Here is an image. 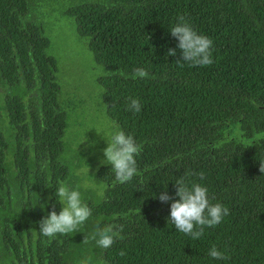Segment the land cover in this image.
Wrapping results in <instances>:
<instances>
[{"label":"trees","instance_id":"trees-1","mask_svg":"<svg viewBox=\"0 0 264 264\" xmlns=\"http://www.w3.org/2000/svg\"><path fill=\"white\" fill-rule=\"evenodd\" d=\"M33 1L0 0V82L15 88L21 78L26 86L36 79L44 124L33 135L45 157L63 151L66 118L57 103L49 41L40 24L25 19ZM64 14L104 67L98 82L114 134L123 131L141 145L138 174L115 183L111 165L100 167L104 192L88 203L92 215L78 231L49 238L37 220L59 211L55 190L67 168L60 164L50 184L45 173L27 171L40 166V157L15 154L12 172H0L1 229L8 217L5 230L14 232V250L3 254L4 263L264 264V0H74ZM180 16L212 39L211 65L182 60L170 33ZM136 68L149 77L132 78ZM133 98L139 112L129 107ZM1 102L11 97L0 95ZM181 179L189 187H207L209 202L229 209L199 239L176 230L169 218ZM163 192L172 199L160 201ZM108 224L122 226L123 238L107 249L97 247L92 237ZM24 233L27 245L20 250ZM213 246L228 259L209 256Z\"/></svg>","mask_w":264,"mask_h":264},{"label":"rangeland","instance_id":"rangeland-1","mask_svg":"<svg viewBox=\"0 0 264 264\" xmlns=\"http://www.w3.org/2000/svg\"><path fill=\"white\" fill-rule=\"evenodd\" d=\"M72 1L34 0L29 20L42 26L49 41L46 53L55 61L57 103L66 118L60 154L67 168L63 184L78 190L88 205L104 192L97 170L108 165L102 163L103 149L114 135V122L107 114L103 88L98 82L104 67L96 62L87 39L77 33L74 20L64 14ZM59 206L60 211L62 205Z\"/></svg>","mask_w":264,"mask_h":264},{"label":"clouds","instance_id":"clouds-1","mask_svg":"<svg viewBox=\"0 0 264 264\" xmlns=\"http://www.w3.org/2000/svg\"><path fill=\"white\" fill-rule=\"evenodd\" d=\"M179 21L180 23L170 29V33L178 40L177 47L182 50V60L190 62L191 66L211 65L213 63L212 39L198 34L183 16L179 17ZM175 54V49L168 50V55L174 56ZM148 77L149 73L144 68H136L132 73L134 79ZM129 107L135 112L141 110L140 102L134 98L131 99ZM140 151L141 145L123 131H117L110 141H107V147L103 149L105 159L102 163L111 165L115 173V183L128 182L138 174L135 157ZM260 171L264 172V168L260 167ZM199 176L200 179H204L203 173H199ZM175 184V195L179 199L172 201L169 218L179 232L192 239H199L204 233L205 226L215 227L229 214L227 207L220 203L209 202L207 187L198 183H193L189 187L183 179ZM55 192L62 208L59 213L55 210L50 211L39 225L42 235L49 238L78 231L79 227L92 215L91 209L82 201L78 190L70 189L62 183ZM159 199L167 202L172 198L163 192L159 195ZM121 231L122 226L108 224L103 228H98L92 239L95 240L97 247L107 249L112 246L115 239L123 238ZM123 254L121 252V255ZM209 256L218 260L228 259L227 255L217 250L215 246L209 250ZM84 264H87V261Z\"/></svg>","mask_w":264,"mask_h":264},{"label":"flooded vegetation","instance_id":"flooded-vegetation-1","mask_svg":"<svg viewBox=\"0 0 264 264\" xmlns=\"http://www.w3.org/2000/svg\"><path fill=\"white\" fill-rule=\"evenodd\" d=\"M25 19L27 22L30 21L29 16L25 17ZM18 83L20 87L14 88L7 85L5 81L0 82L3 86L2 89H5H0L1 97H11L10 103L1 102L2 104H0V107H3L1 108L3 112L0 116V172L8 175L12 172L14 166H9V164L12 157L17 153L27 155L33 159L40 157V166H36V168L29 167L27 171L31 176H35L36 172L40 175H44L45 173L46 177L43 178L52 184L54 182L53 174H56L58 166L62 165L63 162L57 152L50 154L47 152L44 157L36 151V140L33 132L35 131V127L44 124L41 109L38 107V101L42 95L41 90L35 84L36 79L29 86H26L22 78L19 79ZM14 100L18 102H13ZM34 111H37L35 118L33 117ZM8 180H10V177H8ZM5 185L4 183V187H7ZM48 210H46L47 213ZM3 219L4 226L2 229L0 224V231H3L0 232V264H5L3 254L14 250L12 247L13 243L10 240V236L14 232L11 233L5 230L10 226V221L8 217H4ZM40 221L41 219L38 218L37 223ZM21 244L19 249L23 250L27 245V233H24Z\"/></svg>","mask_w":264,"mask_h":264}]
</instances>
